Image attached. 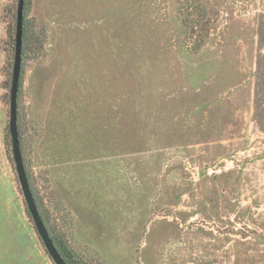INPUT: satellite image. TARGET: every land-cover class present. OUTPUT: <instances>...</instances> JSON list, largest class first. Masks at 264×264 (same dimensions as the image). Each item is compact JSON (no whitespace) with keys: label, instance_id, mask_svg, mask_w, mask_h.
Instances as JSON below:
<instances>
[{"label":"rangeland","instance_id":"374dc122","mask_svg":"<svg viewBox=\"0 0 264 264\" xmlns=\"http://www.w3.org/2000/svg\"><path fill=\"white\" fill-rule=\"evenodd\" d=\"M17 2L0 0V264H54L11 152ZM24 8L20 149L70 261L264 264V0Z\"/></svg>","mask_w":264,"mask_h":264},{"label":"water","instance_id":"95a60500","mask_svg":"<svg viewBox=\"0 0 264 264\" xmlns=\"http://www.w3.org/2000/svg\"><path fill=\"white\" fill-rule=\"evenodd\" d=\"M25 0H18L16 7V23L14 34V56L11 83L9 88V121L8 130L11 141V152L14 161L18 183L26 207L35 226L36 232L39 235L48 255L54 264H67L56 245L50 236L48 229L40 215L36 205L33 193L31 191L23 157L20 149V141L17 129V92L19 87L20 71H21V53H22V38H23V9Z\"/></svg>","mask_w":264,"mask_h":264},{"label":"trees","instance_id":"16d2710c","mask_svg":"<svg viewBox=\"0 0 264 264\" xmlns=\"http://www.w3.org/2000/svg\"><path fill=\"white\" fill-rule=\"evenodd\" d=\"M24 12H25V8L23 9V17H24ZM55 245H56L57 249L59 250V252L61 253V255L63 256V258L65 259V261L67 262V264H74L70 261V258L66 255L64 249L60 248L56 243H55Z\"/></svg>","mask_w":264,"mask_h":264}]
</instances>
